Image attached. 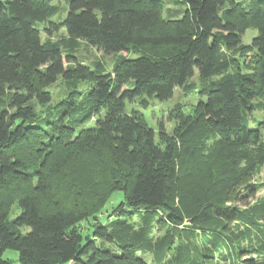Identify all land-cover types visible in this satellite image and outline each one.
I'll use <instances>...</instances> for the list:
<instances>
[{
	"label": "trees",
	"instance_id": "obj_1",
	"mask_svg": "<svg viewBox=\"0 0 264 264\" xmlns=\"http://www.w3.org/2000/svg\"><path fill=\"white\" fill-rule=\"evenodd\" d=\"M179 1L185 8L164 18L163 0H66L65 35L42 41L34 22L58 13L57 5L0 0V264H10L6 249L17 251L19 264H144L113 226H94L92 236L115 244L117 253L82 235L77 223L115 190H122L127 207L164 211L178 222L183 210L175 199L185 200L175 190L180 155L197 132L203 138L218 132L222 150L250 160L248 170L264 162V120L255 127L245 120L261 108L253 101L264 93V0ZM250 26L257 33L243 44ZM82 40L123 56L112 72L103 61L82 64L73 55ZM248 51L254 66L244 71L238 56ZM195 69L202 98L190 114L176 104L168 117L175 123L171 133L163 124L155 131L136 109L126 112L136 97L161 101L175 87L194 91ZM59 76L89 82L80 122L96 116L92 126L76 131L64 115L42 122L35 116L34 103L50 101L46 87ZM97 172L102 183L92 177ZM205 196L196 195L193 220L246 221L242 211ZM13 203L19 211L9 219Z\"/></svg>",
	"mask_w": 264,
	"mask_h": 264
},
{
	"label": "rangeland",
	"instance_id": "obj_2",
	"mask_svg": "<svg viewBox=\"0 0 264 264\" xmlns=\"http://www.w3.org/2000/svg\"><path fill=\"white\" fill-rule=\"evenodd\" d=\"M51 3L58 6V13L47 21L34 22L42 41H56L65 35L60 21L66 14V0H51ZM184 8L179 0H163L162 15L164 18H173ZM256 33L254 27L246 28L241 35V42L250 44ZM73 55L77 61L90 67L96 61H103L104 70L112 72L115 62L123 53L107 54L82 40ZM63 56L66 57V53ZM134 56L136 55L133 53L128 55ZM253 58L251 51L245 52L243 57L238 56L239 65L244 71L247 65L254 66ZM69 65L72 63L65 62V66ZM198 78L195 69L189 79V82L195 83L194 91L186 92L175 87L172 96L161 101L155 97H136L127 101L125 110L130 112L136 109L155 131L159 124H163L165 131L171 133L175 123L168 117L176 104L181 105L185 114H190L192 107L202 98L197 92L200 85ZM89 88L88 81L77 80L73 84L59 76L53 84L46 87L50 92V101L46 104L34 103L35 116L42 122L47 118L54 119L64 115L65 122L73 125L76 131L92 126L96 116L80 122L85 112L84 95ZM253 102L261 105V108L245 114L250 127H255L259 121L264 120V93ZM204 134L197 132L194 138L187 140L185 143H188L189 151L180 155L181 165L175 180V190L182 193L185 200L178 203L175 199V205L183 210L180 212L182 216L178 214L179 218L182 217L181 220H169L164 211L131 209L124 203L122 190H115L111 191L93 216L77 223L78 230L82 235L94 239L97 245H105L117 253L115 244H106L92 236L94 226H113L126 242L134 246L135 256L144 264H264V162L248 170L250 160L234 159L222 150L218 132H212L203 138ZM260 140L264 142V135ZM177 146L182 145L178 143ZM258 146L257 142L249 145V149L253 151ZM73 161L75 163L76 160ZM98 172L92 177L100 178L101 174ZM99 180L102 183L103 176ZM196 195H206L204 198L209 196L221 206L242 211L246 221L218 216L202 221L193 220L189 215L195 208ZM18 211L17 203H13L8 212L9 219ZM27 229L28 227L23 226L21 231ZM3 258L10 264H19L18 253L12 249H6Z\"/></svg>",
	"mask_w": 264,
	"mask_h": 264
}]
</instances>
